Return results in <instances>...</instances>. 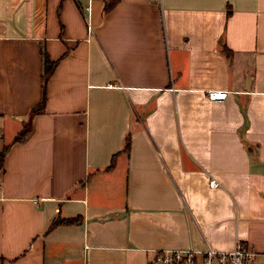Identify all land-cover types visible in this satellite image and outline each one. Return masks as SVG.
I'll list each match as a JSON object with an SVG mask.
<instances>
[{
	"label": "crops",
	"instance_id": "1",
	"mask_svg": "<svg viewBox=\"0 0 264 264\" xmlns=\"http://www.w3.org/2000/svg\"><path fill=\"white\" fill-rule=\"evenodd\" d=\"M5 148L0 264H264V0H0Z\"/></svg>",
	"mask_w": 264,
	"mask_h": 264
},
{
	"label": "built area",
	"instance_id": "2",
	"mask_svg": "<svg viewBox=\"0 0 264 264\" xmlns=\"http://www.w3.org/2000/svg\"><path fill=\"white\" fill-rule=\"evenodd\" d=\"M88 21V31H91ZM229 94L226 90H208L209 100L222 101ZM209 185L216 187L218 183L210 180ZM256 253L242 242H236L229 251H217L206 246L203 251L180 249L152 250L146 264H255Z\"/></svg>",
	"mask_w": 264,
	"mask_h": 264
},
{
	"label": "trees",
	"instance_id": "3",
	"mask_svg": "<svg viewBox=\"0 0 264 264\" xmlns=\"http://www.w3.org/2000/svg\"><path fill=\"white\" fill-rule=\"evenodd\" d=\"M107 9H108V7L105 5L103 10L106 11ZM221 51L226 56H228L230 54V50L226 46H222ZM55 66H56V62L49 61L46 54L43 53V73H42V77H41L42 78V101L38 106H36L35 108L32 109L31 116L34 115V113L37 110L42 108V105L46 99V91H45L46 90V84H47L49 77L53 73ZM27 128H28V126H27ZM27 128L25 126V128L19 133V135L17 136L16 139H20L27 132V130H28ZM129 148H130V137L127 136L125 139L123 152L127 153ZM5 150H6V148L2 152H0V167H1L2 162H3ZM112 161H113V159H112ZM111 165H112V163H111ZM78 222H79L78 218H69V219H59L58 218V219L51 222L49 229H52V228L59 226V225H71V224H75Z\"/></svg>",
	"mask_w": 264,
	"mask_h": 264
}]
</instances>
